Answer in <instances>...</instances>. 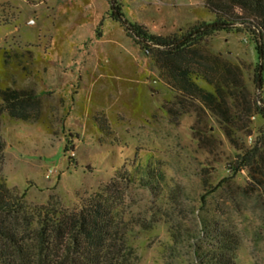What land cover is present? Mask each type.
<instances>
[{"label":"rangeland","instance_id":"1","mask_svg":"<svg viewBox=\"0 0 264 264\" xmlns=\"http://www.w3.org/2000/svg\"><path fill=\"white\" fill-rule=\"evenodd\" d=\"M118 3L122 18L113 15ZM215 18L206 0H0V91L32 90L39 100L26 120L10 117L0 99V182L31 214L105 198L126 223L130 264H200L206 252L264 264L258 185L230 169L237 151L222 125L173 90L154 46L136 41L125 22L173 37ZM201 50L238 66L246 97L262 103L247 34L219 31ZM238 126L250 127L251 145L264 118ZM203 220L230 236L229 251L209 243Z\"/></svg>","mask_w":264,"mask_h":264},{"label":"trees","instance_id":"2","mask_svg":"<svg viewBox=\"0 0 264 264\" xmlns=\"http://www.w3.org/2000/svg\"><path fill=\"white\" fill-rule=\"evenodd\" d=\"M206 5L216 15L214 21L200 22L188 32L173 37L151 34L143 25L127 19L125 22L136 41L146 47L154 46L155 60L173 90L200 101L222 125L237 151L230 169L247 170L258 185L260 197H264V129L247 145L244 137L252 135V130L249 126H238L253 116L264 118V96L261 104L253 103L244 93L246 87L238 66L220 55L201 50L203 39L219 31L247 34L258 50L260 62L256 80L261 87L264 82V0H206ZM113 8L115 18L124 16L121 3ZM0 99L10 117L26 120L31 117L27 109L35 107L39 101L32 90L11 88L1 90ZM32 116L38 118L40 112ZM242 129L246 131L240 136ZM149 174L148 169L150 179L146 180L151 183L154 178ZM23 198L13 195L5 183L0 182V264H130L133 259L135 250L126 238V223L105 198L91 197L80 210L73 212L41 206L32 214L25 210ZM35 215L38 226L32 230ZM203 225L209 243L215 240L212 243L215 250L226 252L230 236L220 230L212 231L207 220H203ZM31 231L34 235L28 237ZM197 254L200 264L230 262L224 260L222 254Z\"/></svg>","mask_w":264,"mask_h":264},{"label":"water","instance_id":"3","mask_svg":"<svg viewBox=\"0 0 264 264\" xmlns=\"http://www.w3.org/2000/svg\"><path fill=\"white\" fill-rule=\"evenodd\" d=\"M260 81V80H259Z\"/></svg>","mask_w":264,"mask_h":264}]
</instances>
